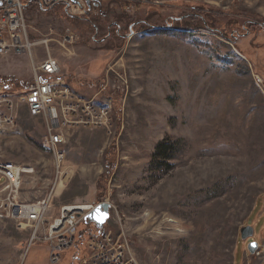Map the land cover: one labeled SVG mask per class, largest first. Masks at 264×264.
Segmentation results:
<instances>
[{
	"label": "rangeland",
	"instance_id": "obj_1",
	"mask_svg": "<svg viewBox=\"0 0 264 264\" xmlns=\"http://www.w3.org/2000/svg\"><path fill=\"white\" fill-rule=\"evenodd\" d=\"M82 2V15L31 5L28 37L77 96L111 100L110 127L69 132L67 175L29 249L31 228L0 217V264H50L43 238L61 207L103 202L100 232L85 220L77 232L109 236L121 264H264V0ZM0 77L29 84L27 56H0ZM44 136L24 109L0 135V163L34 171L22 201L45 197L53 178ZM245 226L254 234L242 240Z\"/></svg>",
	"mask_w": 264,
	"mask_h": 264
},
{
	"label": "built area",
	"instance_id": "obj_2",
	"mask_svg": "<svg viewBox=\"0 0 264 264\" xmlns=\"http://www.w3.org/2000/svg\"><path fill=\"white\" fill-rule=\"evenodd\" d=\"M63 4L71 14L84 13L85 4L82 0H0V56L15 54L26 55L31 71L29 84L18 89L0 83V135L13 132L17 127L19 109H24L30 118L39 119L45 129V147L53 158V178L45 197L40 200L22 201L20 186L15 184L12 169L7 164L0 163V178L4 184L0 186V217L6 216L19 228L29 226L35 228L46 210V203L53 199L54 190L59 183H64L67 172L62 165L64 152L62 148L69 141V132L80 129L109 130L112 112L110 99L98 102L96 96L84 99L77 96L68 85V81L60 64L50 56L43 61H36L34 47L37 43L28 37L26 11L31 5L45 11L56 4ZM20 169L19 176L23 173ZM21 178V180L23 179ZM45 198V199H44ZM19 207L25 212L19 215ZM73 207L64 223L57 229L48 230L43 241L48 246V260L50 264H59L64 252L73 248L78 224L85 220L86 215L94 209L92 205ZM18 208L15 213L14 209ZM45 208V210H44ZM61 208H64L61 207ZM32 230L30 247L37 239ZM100 231V230H99ZM36 235V238L34 237ZM90 236L85 242V255L81 262L88 264H121L122 253H118L111 244L109 236ZM122 248V247H121ZM127 249L124 248L123 252ZM133 262L132 259L125 261Z\"/></svg>",
	"mask_w": 264,
	"mask_h": 264
},
{
	"label": "water",
	"instance_id": "obj_3",
	"mask_svg": "<svg viewBox=\"0 0 264 264\" xmlns=\"http://www.w3.org/2000/svg\"><path fill=\"white\" fill-rule=\"evenodd\" d=\"M110 209L111 206L106 202L97 204L94 209L86 215L85 222L88 224H93L95 229L101 230L109 220ZM253 234L254 229L251 226H245L240 230V238L242 240L252 237ZM258 246V243L250 242L247 246V251L250 255H252L256 252Z\"/></svg>",
	"mask_w": 264,
	"mask_h": 264
},
{
	"label": "bare ground",
	"instance_id": "obj_4",
	"mask_svg": "<svg viewBox=\"0 0 264 264\" xmlns=\"http://www.w3.org/2000/svg\"><path fill=\"white\" fill-rule=\"evenodd\" d=\"M86 4H87V3H86ZM8 168H9V169H12V172H13L12 177L15 178V184H16V185H19V183H20V179H21L20 176H19V172H21L20 169H23V170H22L23 173H30V172H32V169L18 168V167L12 166V165H8ZM59 184H61V183H59ZM44 199H45V198H44ZM50 200H51V199H50ZM50 200H49V202H50ZM49 202L46 203V209H47V206H48V203H49ZM73 207H75V206H64V208H61V209H60V217H59L58 219H56V220L53 222V224L51 225V227H50L48 230L50 231V230H54V229L59 228V227L64 223V219L68 217V215L70 214V212H71L72 210H74ZM77 207H79V209L82 210V207H81V206H77ZM94 207H95V206H94ZM44 210H45V208H44ZM17 211H18V208L14 209V212H15V213H16ZM24 212H25V208H24V207H19V215H22ZM44 213H45V211L43 212V214H42V216L40 217V219H41L42 217H44ZM42 219H43V218H42ZM26 227L31 228V227H29V226H23L22 229H24V228H26ZM38 227H39V226H36L35 228L32 227V228L34 229V232H36V230L38 229ZM32 228H31V229H32ZM49 231H48L47 233H49ZM34 237L36 238V235H34ZM28 249H29V247H28Z\"/></svg>",
	"mask_w": 264,
	"mask_h": 264
},
{
	"label": "trees",
	"instance_id": "obj_5",
	"mask_svg": "<svg viewBox=\"0 0 264 264\" xmlns=\"http://www.w3.org/2000/svg\"><path fill=\"white\" fill-rule=\"evenodd\" d=\"M88 6H90V5H88ZM0 83L10 85L12 88H20V86L26 85L22 82H18L17 80L9 79L6 77H0ZM95 232L97 233L100 231L95 229ZM90 236H92V234H90V230L84 231V232H82V230H79L78 232H76L75 243L73 246L74 247V253L71 254V256H70V263L71 262L74 263V262L78 261V259H79L78 255L81 254L80 252H82V249L85 250V242Z\"/></svg>",
	"mask_w": 264,
	"mask_h": 264
},
{
	"label": "crops",
	"instance_id": "obj_6",
	"mask_svg": "<svg viewBox=\"0 0 264 264\" xmlns=\"http://www.w3.org/2000/svg\"><path fill=\"white\" fill-rule=\"evenodd\" d=\"M87 5H90V1H87Z\"/></svg>",
	"mask_w": 264,
	"mask_h": 264
},
{
	"label": "flooded vegetation",
	"instance_id": "obj_7",
	"mask_svg": "<svg viewBox=\"0 0 264 264\" xmlns=\"http://www.w3.org/2000/svg\"><path fill=\"white\" fill-rule=\"evenodd\" d=\"M87 3V2H86ZM253 240H250V241H248L247 243H250V242H252Z\"/></svg>",
	"mask_w": 264,
	"mask_h": 264
}]
</instances>
